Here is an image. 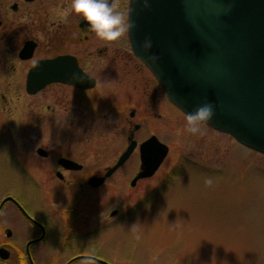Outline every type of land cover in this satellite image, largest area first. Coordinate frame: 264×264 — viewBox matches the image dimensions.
I'll return each mask as SVG.
<instances>
[{
	"label": "rangeland",
	"instance_id": "1",
	"mask_svg": "<svg viewBox=\"0 0 264 264\" xmlns=\"http://www.w3.org/2000/svg\"><path fill=\"white\" fill-rule=\"evenodd\" d=\"M115 4L124 10L128 0ZM61 6L59 2L56 8ZM33 17L23 21L32 22ZM25 34L36 36V31ZM121 40L126 49L121 60L110 56L104 63H91L99 67V83L80 118L82 124L75 126L86 140H36L33 127L23 123L32 117L29 103L48 96L50 89L37 97L23 91L31 60L19 61L0 30V195L15 192L26 182L14 157L35 154L36 145L62 150L84 143L91 160L97 161L105 150L106 161H111L126 146L124 118H128V106H134L132 120L140 124L135 139L155 134L169 149L153 176L129 184L138 161L136 148L104 185L87 190L84 202L89 205L91 223L104 216L107 225L109 211L118 209L117 226L113 220L106 226L110 230L105 231L106 249H117L124 259L121 264H264V154L207 125L202 135L184 131L186 115L168 101L151 72L134 56L128 36ZM145 88L150 95L144 94ZM151 94L156 97L155 106L142 109L140 101L151 102ZM47 98L42 100L51 101ZM69 131L67 126L58 129V133ZM68 188L61 191L63 197L80 191L75 184Z\"/></svg>",
	"mask_w": 264,
	"mask_h": 264
},
{
	"label": "flooded vegetation",
	"instance_id": "2",
	"mask_svg": "<svg viewBox=\"0 0 264 264\" xmlns=\"http://www.w3.org/2000/svg\"><path fill=\"white\" fill-rule=\"evenodd\" d=\"M57 2L62 6L56 8ZM113 2L116 3V0ZM32 3L35 5L33 8L29 6ZM69 3L70 0H0L1 36L7 42L9 51V47L14 48L13 52H16L19 61L31 60L26 73L37 60L70 55L83 73L95 79L93 87L85 88L55 81L35 93H28L25 87V73L22 89L28 96L37 97L50 89L48 96L40 95L37 101L29 103L32 105V117L25 119L23 123L26 127H33V137L36 140H62L65 137L70 141H85L86 135L76 133L75 126L82 124L80 118H84V109L94 100L90 95L99 83V67L91 63H104L110 56V59L115 61L121 60V51H126L121 39L115 42L100 40L88 28L87 22L75 14L66 20L62 19L55 10L67 7ZM127 6L124 11H127ZM51 8L55 12H52ZM118 8L123 10L121 6ZM30 15L34 16L32 22H24V18ZM57 15L58 18L50 20ZM32 29H35L36 36L25 34L27 30ZM27 40L35 42L33 53L30 58L22 59L19 57V51ZM158 88L162 89L159 84ZM143 92L147 95L151 93L146 88ZM47 97H50L51 101L42 100L48 99ZM155 98L153 96L151 102L140 101L142 109L153 108ZM131 111H134L133 115H130ZM135 115L136 108L128 106V118H124L128 124L126 139L130 133H133L134 137V131L140 127L139 123L132 120ZM62 126H67L70 133H58ZM47 131L53 133L44 135ZM144 139L136 141L139 143ZM83 144L79 147L65 146L62 150L36 145L35 154L25 153L14 157L20 164L26 182L15 192L0 195V264H121L124 260L113 246L106 249L105 231H110L106 226L111 224V220L113 226H117L115 214L118 209L109 211L108 218L111 220L107 225L104 216L92 220L91 223L89 205L84 202V196L87 190H95L104 185L111 175L132 158L136 148L101 184L91 185L88 182L89 177L103 175L115 164L123 149L111 161H106L105 150H102L96 161L93 158L91 160L89 147ZM38 148L43 151H37ZM136 158L138 161L132 177L139 170V152ZM37 175L42 176L37 178ZM142 179L146 178L137 179L134 185ZM73 184L80 191L76 190L63 197L61 191ZM22 188L27 190H21ZM113 210L116 212L111 214Z\"/></svg>",
	"mask_w": 264,
	"mask_h": 264
},
{
	"label": "water",
	"instance_id": "3",
	"mask_svg": "<svg viewBox=\"0 0 264 264\" xmlns=\"http://www.w3.org/2000/svg\"><path fill=\"white\" fill-rule=\"evenodd\" d=\"M148 3L144 7L142 0H129L128 16L134 27L128 39L134 55L153 74L167 99L185 114L204 102L213 103L215 115L207 125L264 154V0ZM146 37L152 40V48L147 51L142 46ZM34 45L27 40L19 57L30 58ZM72 73L83 79H71ZM55 81L85 88L95 84L74 58L63 55L34 62L26 73V91L35 93ZM136 146L130 133L115 164L101 176L91 175L89 184H101ZM138 151L139 170L131 185L155 172L168 146L153 134L138 144Z\"/></svg>",
	"mask_w": 264,
	"mask_h": 264
},
{
	"label": "clouds",
	"instance_id": "4",
	"mask_svg": "<svg viewBox=\"0 0 264 264\" xmlns=\"http://www.w3.org/2000/svg\"><path fill=\"white\" fill-rule=\"evenodd\" d=\"M142 5L148 7V0H142ZM75 14L87 22L88 28L102 41L115 42L125 37L134 27L127 11L120 10L113 0H70L67 7L58 11L62 19ZM143 48L147 51L152 48V40L146 37ZM153 59H156L153 55ZM71 79L80 81L83 78L72 73ZM215 106L211 102H204L188 112L185 117L184 131L192 135H202L205 125L213 119ZM209 179L207 183H211ZM91 260V258H87Z\"/></svg>",
	"mask_w": 264,
	"mask_h": 264
}]
</instances>
